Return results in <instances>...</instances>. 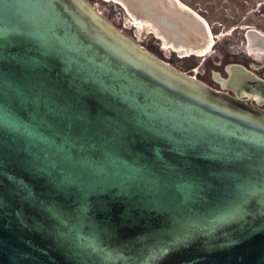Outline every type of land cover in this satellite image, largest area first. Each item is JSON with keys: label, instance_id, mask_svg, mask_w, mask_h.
Wrapping results in <instances>:
<instances>
[{"label": "water", "instance_id": "95a60500", "mask_svg": "<svg viewBox=\"0 0 264 264\" xmlns=\"http://www.w3.org/2000/svg\"><path fill=\"white\" fill-rule=\"evenodd\" d=\"M180 10L170 30L204 28ZM224 82L264 98L241 66ZM0 264H264V109L86 0H0Z\"/></svg>", "mask_w": 264, "mask_h": 264}, {"label": "rangeland", "instance_id": "374dc122", "mask_svg": "<svg viewBox=\"0 0 264 264\" xmlns=\"http://www.w3.org/2000/svg\"><path fill=\"white\" fill-rule=\"evenodd\" d=\"M88 1L103 18L123 31L126 36L165 62L202 82L208 84L213 82L210 71L213 73L223 72L222 68L218 66L220 63L244 62L258 68L264 74V52L250 51L247 35L251 30L259 31L264 35V0H179L186 8L202 17L210 28L214 41L208 52L201 56L198 54L184 56L180 52L174 53L175 50L171 48V44L177 45L182 41L189 42L188 37L190 36L196 39L200 38L202 30L207 31L208 34L205 25L202 28L196 18L188 16H184L185 22L181 23L184 27H181L182 30H187L186 34L179 35L178 33L177 35L175 31L168 28L172 24L171 21L176 23L177 19L180 21L182 18L181 14L184 11L180 10L181 6L179 9L177 8L179 6L165 4L169 15L163 18L168 22H163L148 12L142 0L137 2L125 0L124 3L119 0L122 3L121 6L109 0ZM153 5L156 6L154 3ZM183 9L185 8L183 7ZM133 17L142 21L143 27L136 26ZM155 29L166 38L170 45L165 46L163 39L156 35ZM192 33L194 34L191 35ZM205 74L206 78L203 77Z\"/></svg>", "mask_w": 264, "mask_h": 264}, {"label": "flooded vegetation", "instance_id": "af4514ba", "mask_svg": "<svg viewBox=\"0 0 264 264\" xmlns=\"http://www.w3.org/2000/svg\"><path fill=\"white\" fill-rule=\"evenodd\" d=\"M88 3H90L88 0H86ZM109 1H111V2H113V3H116V4H118V5H122V3L119 1V0H109ZM124 2H125V0H123ZM123 2V3H124ZM139 3V2H138ZM141 3V2H140ZM130 4V3H129ZM148 4V3H147ZM143 5L145 6V7H147L148 9H152V8H156V9H162L160 6L159 7H157V6H154V5H152V4H148V5H145V3H143ZM178 6V4H176V7ZM177 8H179L180 9V7H177ZM124 27H126L125 25H124ZM117 28V27H116ZM118 29V28H117ZM121 31V30H120ZM254 31V30H253ZM122 33H124L123 31H121ZM257 32H259V31H257ZM260 33V32H259ZM125 34V33H124ZM262 34V33H261ZM254 40H255V44L257 45V46H252V47H250L249 45L250 44H248V49H250V51H253V52H257V53H259V52H264V40H262V39H257L256 40V38H254ZM182 42H184V41H182ZM188 43V42H187ZM249 43V42H248ZM142 46V45H141ZM144 49H146L144 46H142ZM172 48V47H171ZM173 49V48H172ZM147 50V49H146ZM148 51V50H147ZM150 52V51H149ZM174 53L175 52H177V51H173ZM152 53V52H151ZM152 54H154V53H152ZM155 55V54H154ZM157 56V55H156ZM194 56V55H193ZM158 57V56H157ZM160 58V57H159ZM161 59V58H160ZM163 60V59H162ZM170 64V63H169ZM219 67H221L222 68V73L221 72H219V73H214L213 74V78H212V81L213 82H211V84H208L207 82H203V83H205L206 85H208V86H210V87H213L214 89H216V90H219V91H223V92H227V93H229L230 95H233V96H237V97H241V98H243V99H246V100H252V102L255 104V105H257L258 107H260L261 109H264V98H262V97H260V96H257L256 94H249V93H247V92H245V91H241V92H239V91H237V90H233V89H231V88H227V86H225V82L224 81H226L228 78H229V68L231 67V66H241V67H243V68H245L247 71H251L257 78H259V79H262V80H264V74L263 73H261L260 72V70L258 69V68H255V67H253V66H251V65H248V64H245L244 62H240V63H228V64H222V63H220L219 65H218ZM188 74V73H187ZM190 75V74H189ZM192 76V75H191ZM203 77L204 78H206V74L205 75H203ZM196 78V77H195ZM197 79V78H196ZM201 81V80H200ZM202 82V81H201Z\"/></svg>", "mask_w": 264, "mask_h": 264}, {"label": "bare ground", "instance_id": "6f19581e", "mask_svg": "<svg viewBox=\"0 0 264 264\" xmlns=\"http://www.w3.org/2000/svg\"><path fill=\"white\" fill-rule=\"evenodd\" d=\"M170 1H171L170 3L172 5H174V6H176V4H179L178 6L179 7L181 6L182 9H183V7L186 8L185 5H183L182 3L179 2V0H170ZM194 14L198 17V19H200L201 21L204 22V25L208 29L207 40L205 39V43L204 44H200V45H195L196 43H198L199 38H197V39L195 38L196 39L195 44L194 43L193 44L187 43V41H184V42L179 43V44L177 43V45L176 44H171L172 45V48L175 51L184 54V56H187V55L188 56L189 55H192L193 56V55H196V54H198L200 56L201 55H205L208 52V50L212 47V44H213V41H214V39L212 38V34H211V31H210V28H209L207 22L202 17H200L198 14H196V13H194ZM133 19H134V22H135L136 26H138L139 28L143 27L144 24H143L142 21L138 20L136 17H133ZM146 23L147 24H150L148 22H146ZM155 32H156V35L158 37H160V38L163 39V41L165 42V46L166 47L168 46V44L170 45V43L166 40V38L160 32H158L157 29H155ZM254 38H256V40L258 38L264 40V35L254 30L251 33V36L248 38V42H249L248 44H250L249 45L250 47L257 46L255 44L256 42H255Z\"/></svg>", "mask_w": 264, "mask_h": 264}]
</instances>
